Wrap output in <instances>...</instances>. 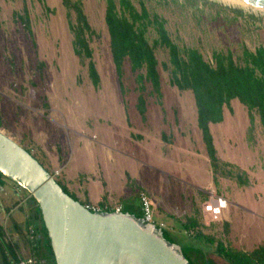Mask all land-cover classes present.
Wrapping results in <instances>:
<instances>
[{
	"label": "rangeland",
	"instance_id": "obj_1",
	"mask_svg": "<svg viewBox=\"0 0 264 264\" xmlns=\"http://www.w3.org/2000/svg\"><path fill=\"white\" fill-rule=\"evenodd\" d=\"M80 1L98 35L89 40L98 75L95 86L87 76L86 61L71 51L60 0H0V131L29 149L57 180L42 150L51 149L55 166L63 165L66 175L83 174L80 197L88 191L93 206L99 201L107 209L119 204L141 217L138 193L143 192L152 223L161 224L165 239L178 244L192 264H205L204 259L227 264L213 254L212 246L193 238L184 223L187 219L196 227L197 206L209 192L220 193L228 206L219 215L227 221L226 230L219 220L206 225L200 220V231L231 248L251 250L264 239V137L257 116L253 114L249 128L245 108L233 99L229 108L223 107L222 121L208 125L218 159L213 174L196 127L191 93L170 85L167 72L158 65L161 97L151 95L145 83L141 117L127 62L121 79L115 76L103 0ZM23 3L33 44L17 18L23 14ZM145 4L165 19L173 41L194 47L208 62L212 50H229L236 56L241 44L251 50L264 43V8L230 0ZM155 55L159 63L166 61L163 51L157 49ZM237 174L245 179L243 184L236 181ZM0 187V224L8 227L11 219L19 225L21 234L9 236L24 255L22 225L33 203L7 178H0ZM195 247L200 248L196 255Z\"/></svg>",
	"mask_w": 264,
	"mask_h": 264
},
{
	"label": "trees",
	"instance_id": "obj_2",
	"mask_svg": "<svg viewBox=\"0 0 264 264\" xmlns=\"http://www.w3.org/2000/svg\"><path fill=\"white\" fill-rule=\"evenodd\" d=\"M60 4L65 9L67 29L71 35V51L75 57L86 61L87 76L95 86L98 75L91 58L89 40L93 37L98 38V35L89 25L80 0H60ZM103 4L102 18L115 76L117 80L121 79L123 64L127 62L138 91L135 108L141 117L145 112V101L142 96L145 83L149 84L151 95L161 97L158 72V65H160L167 72L170 85L178 91H189L192 95L196 127L200 132L213 174L217 171L218 159L208 125L222 121L223 107L229 108L231 100L236 99L245 108L249 128L252 126L253 114L257 116L264 137V43L251 50L241 44L240 52L236 56H233L229 50H212L208 62L194 47L173 41L165 27V19L156 12L150 11L146 7L145 0H103ZM22 11L23 14L17 18L33 44L29 16L24 3ZM13 15L16 14L13 13ZM157 49L166 54V61L158 62L155 55ZM24 149L52 174L38 157L29 149ZM221 165L228 164L221 162ZM235 176L239 184L245 182L240 174ZM53 178L67 195L76 200L56 177ZM27 201L33 203L32 210L25 216V225L30 224L36 235L34 255L38 264H55L36 202L31 196H28ZM79 203L89 205L85 202ZM102 205V202L97 203L100 208ZM105 212H112V209H105ZM120 212L129 213L123 211L122 207ZM135 216L140 217V215ZM184 223H187L190 230L194 232L193 238L212 246L213 254L225 263L264 264V241L247 252L241 251L226 246L218 239L204 235L187 219ZM9 225L11 232L20 233L19 225L11 219ZM162 236L165 238L163 231ZM194 249L196 255L200 248ZM182 254L192 264L183 251ZM19 257L18 245L6 240L0 225V264H16ZM201 262L211 264L206 259Z\"/></svg>",
	"mask_w": 264,
	"mask_h": 264
},
{
	"label": "water",
	"instance_id": "obj_3",
	"mask_svg": "<svg viewBox=\"0 0 264 264\" xmlns=\"http://www.w3.org/2000/svg\"><path fill=\"white\" fill-rule=\"evenodd\" d=\"M264 5V0H244ZM0 174L37 205L55 264H190L159 227L127 212L90 211L0 131Z\"/></svg>",
	"mask_w": 264,
	"mask_h": 264
},
{
	"label": "built area",
	"instance_id": "obj_4",
	"mask_svg": "<svg viewBox=\"0 0 264 264\" xmlns=\"http://www.w3.org/2000/svg\"><path fill=\"white\" fill-rule=\"evenodd\" d=\"M208 194H209L208 200L206 203L203 204L202 209L204 212H206L209 215L211 220H216L220 215L221 210L226 207V200L224 197L215 195L211 192H209ZM138 199L140 202V211L142 213L141 214L142 220L146 223L153 224L151 220L150 207L146 195L143 192H139ZM83 206L90 211H105V209H107L105 207L100 208L97 205L93 206L91 204L83 205ZM111 209L114 212H120L121 207L119 204H117L116 206H113ZM160 226L161 224H159V226L157 227L160 228ZM35 239H36V235L32 226L30 224L25 225L24 227V240L26 242L25 254L20 255L16 264H38V261L34 255Z\"/></svg>",
	"mask_w": 264,
	"mask_h": 264
},
{
	"label": "crops",
	"instance_id": "obj_5",
	"mask_svg": "<svg viewBox=\"0 0 264 264\" xmlns=\"http://www.w3.org/2000/svg\"><path fill=\"white\" fill-rule=\"evenodd\" d=\"M42 149V148H41ZM43 151V156L45 157V161H46V163L49 165V167H51V169L50 170H56L57 171V175H58V180H59V183L66 189V191L68 192V193H70L76 200H78L79 202H85V203H91L89 200H88V198L86 197V195H87V193H88V191H86V190H84L85 191V193L83 194V196L82 197H80V195H81V192H80V188H81V184H80V182L84 179V180H86V178L83 176V174H76V175H66V173L64 172V167H62L63 165H59V164H57L56 166H55V163H54V160H52V158H51V153H53L52 151H51V149L50 148H48V152H45L44 150H42ZM48 153V154H47ZM46 168H47V166L45 165V164H43ZM48 170H49V168H48ZM99 171H100V169H99ZM208 186V185H207ZM82 189V188H81ZM139 189H141V191H143L142 189H143V187H140ZM240 191V190H239ZM208 195V194H207ZM216 195H219V196H222L220 193L219 194H216ZM101 197V196H100ZM99 195H98V199H97V201H99ZM207 197H209V195L207 196ZM103 198L105 199V196H103ZM102 199V198H101ZM100 199V200H101ZM83 200V201H82ZM86 200H88V201H86ZM207 200H208V198L206 199H204L203 201H202V203L201 204H199V207L197 206V209H195V218L197 219V225H196V227H198V229H200L201 227H200V225H199V221L201 222V223H203V225H206L207 223H215L214 221H217V220H219L220 221V224H222V228H224L225 229V225H226V223H227V221H226V219H219V216H218V218L216 219V220H211L210 219V217H209V215L206 213V212H204L203 211V209H202V206H203V204L204 203H206L207 202ZM100 202V201H99ZM98 203V202H97ZM93 204V203H92ZM96 204V203H95ZM227 201H226V207L224 208V209H222V210H226L227 209ZM131 209H133V210H137V208H131ZM221 210V211H222ZM129 212V211H128ZM130 213V212H129ZM132 214V213H131ZM134 214V213H133ZM221 214V213H220ZM172 217L173 218H177L178 217V215L176 216V215H173L172 214ZM201 218V219H200ZM230 222V221H229ZM230 224V223H229ZM231 228V227H230ZM226 230V229H225ZM264 241V239L263 240H261L258 244H256L254 247H256L257 245H259L260 243H262ZM253 247V248H254ZM238 250H240V249H238ZM241 251H244V250H241Z\"/></svg>",
	"mask_w": 264,
	"mask_h": 264
},
{
	"label": "flooded vegetation",
	"instance_id": "obj_6",
	"mask_svg": "<svg viewBox=\"0 0 264 264\" xmlns=\"http://www.w3.org/2000/svg\"><path fill=\"white\" fill-rule=\"evenodd\" d=\"M3 178V179H6V177L4 178V176L3 175H0V178ZM8 179V178H7ZM10 180V179H9ZM13 182V181H12ZM14 183V182H13ZM15 184V183H14ZM0 190H1V187H0ZM18 205H20V204H18ZM21 206V205H20ZM32 208H33V206H32ZM32 208H31V210H32ZM2 208L0 207V210H1ZM31 210H29V211H31ZM8 214L9 213H7L6 214V216H8ZM7 218V217H6ZM1 226H2V229L4 230V234H5V237H6V240H8V241H11L10 240V236H9V232H11L9 229H10V225L7 227V226H5V224H0ZM24 227H25V220H24V226L22 225V230H23V234H24ZM19 229H20V227H19ZM17 233V232H16ZM19 234H21V232L19 233ZM24 245L26 246V242H25V240H24Z\"/></svg>",
	"mask_w": 264,
	"mask_h": 264
},
{
	"label": "bare ground",
	"instance_id": "obj_7",
	"mask_svg": "<svg viewBox=\"0 0 264 264\" xmlns=\"http://www.w3.org/2000/svg\"><path fill=\"white\" fill-rule=\"evenodd\" d=\"M230 1H234V2H237V3H240V4H244V5H247V6H251V7L264 8V5H261V4H252V3H249V2L244 1V0H230Z\"/></svg>",
	"mask_w": 264,
	"mask_h": 264
}]
</instances>
